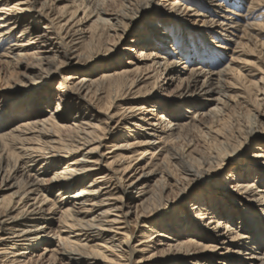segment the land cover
Instances as JSON below:
<instances>
[{"label":"rangeland","instance_id":"rangeland-1","mask_svg":"<svg viewBox=\"0 0 264 264\" xmlns=\"http://www.w3.org/2000/svg\"><path fill=\"white\" fill-rule=\"evenodd\" d=\"M94 1L46 0L45 6L50 8V18L48 16L39 18L38 16V13L41 12L42 0L41 2L33 1L34 8L30 11L21 13V11L15 10L9 14L12 17H22L20 19L21 26L28 29L22 33L19 30L21 26H18L0 38V149L11 153L16 160L28 161L23 157L21 145L18 144L19 142L16 143L15 131L12 132V130L26 119L25 114L30 112L27 104L35 96V99L39 98V102L32 107L31 111L36 110L37 116L57 117L56 120L60 123L57 129V137L60 138L61 143H70L75 137L76 126L84 124L79 118L80 112L81 114L89 113L92 117H89L88 121L101 128V132H99L103 135L101 153H105V156L101 157L98 169L93 172H104L105 170L107 172L111 167L117 171L115 175L123 177L119 181L117 176H114L110 182L100 183L103 187V194L100 198L104 200V205L91 208L90 214H99L102 209L109 206L112 208L115 205L120 206L122 200L132 203V199H138L139 195L143 194L145 187L149 192L158 189V184L164 180L162 171L166 168L164 163L168 153H161L162 149H157L154 154L156 157L152 159V162L155 163L153 167L151 164H145L150 155L140 156L141 149L147 145L132 143L123 150L110 147L112 143L125 139L134 141L152 137L149 129L132 125L133 122H139V117L142 114L140 110L134 112L137 113V117L132 115L128 119L118 121L119 114H123V109L120 107L131 103H134L131 105L138 106L141 102L139 101L141 96H151L153 100H162L166 103L165 112L169 117L176 112H182L181 115H175V117H179V122H182L183 126L190 127L194 122L196 123V118L199 115H206L220 106L217 95H215V99L209 94L193 92L194 89H190V92L187 91L186 85L192 71L199 68L220 71L221 78H223L221 81L226 85V93H228L226 99L229 103V123H237L235 135L241 139L242 155L223 161L220 168H206V171L213 176L211 181L193 184L182 200L174 198L179 191L177 193L171 192V194L169 191V193L166 192L167 195L169 194V199L156 202L155 198L150 200L146 206L136 207L128 215V230L132 233L131 243L137 244L147 230L144 225L157 222L165 225L160 222L162 221L160 219L161 214H158L159 211L155 209L168 208L169 212L162 215L182 216L187 208V202L193 196L199 192H204L202 190L208 186H212L210 182H216L220 179L227 181L231 186L229 192H225L221 196V199L226 198L227 202L224 201L223 203L221 200V202L214 204V198L211 199L213 195L208 196L205 208L210 209L204 213L205 216L217 215L216 218L212 219L207 216L200 218V211L193 208L195 212L193 215H197L193 217H195L196 222L200 223L201 233L206 235L204 239L195 234L193 237L204 243H219L223 252L228 253L227 256L231 258L226 264H234L235 262L238 264H261V261L258 262V258L264 257V213L260 207L262 203L258 200H252V195H247L248 193L243 190H238V187L235 186L237 179L232 173L238 162L245 163L247 159L254 158L261 161L263 158L254 156V154L257 155L262 151L258 145H264V0H180L181 2L177 3L176 6L182 5L181 10L178 7L174 8L172 4L174 0H148L147 2L146 0H104L103 8L111 17H119L123 13L127 14L114 30L107 29L105 25L99 22V19L93 20L92 11L88 10L86 4L91 5ZM11 2L16 3L18 0L4 1L7 4ZM4 3L0 1V6ZM189 5L198 9L200 13L198 14L193 9H187ZM88 11L90 15L86 14ZM222 20L233 27L222 25ZM47 22H51L49 24H53L52 27L47 26ZM63 26L70 27L69 30L73 32L71 37H66L67 28L64 29ZM32 34H35L36 40L29 42L28 40L33 37ZM146 38L147 41H145ZM19 41L26 42L18 47ZM40 44L47 45L44 50L40 51L43 58L53 60L55 65L51 73L46 74L45 77L35 75L33 79H26L19 67V60L14 58L19 54L17 51H32L37 49ZM131 47H134V50ZM140 47L153 51L152 56L156 59L161 60L165 56V61L170 60L169 64L171 65L164 67L163 59L162 64L153 63L150 68L142 64L144 70L141 74H138L135 69L127 70L130 72L126 77L134 80L132 92H128L127 96L122 92L118 98L114 97L112 103L109 102V95L112 91L110 88L111 81L123 79L121 75L105 80L103 84L99 85L100 88L95 87L98 84H93L94 87L92 86L87 95H83V99H76L72 95L78 86L76 75L94 78L102 77L105 73L116 74V72H123L128 68H135V63L132 61L137 62ZM143 57L141 56V58ZM32 63L37 68V61ZM135 90L140 91L134 94ZM133 97L135 99H132ZM59 106H61L60 109H58ZM251 112L259 117L260 124L256 127V132L253 135L245 136L244 131L247 124L245 115ZM113 115H115L114 119L108 118ZM108 122L111 125L117 124V126L109 127ZM127 125L133 130L127 128ZM31 131L34 130H27L30 132L27 135L34 138L36 134L31 135ZM195 131L194 128H189L185 135L192 137V139H197V137L202 139L204 134L198 135ZM236 137L234 136V138ZM159 144L161 145V143H157V145ZM0 152L3 153L2 150ZM68 153L64 149L59 151L57 156L60 162L55 169L51 167L47 170L41 168L43 157L29 167L31 171L47 179L54 170L61 171L64 169L63 166L68 159H75L80 154L79 151ZM192 154L194 153L192 152ZM142 163L153 171L147 178V186L138 189L134 186L126 188L127 183L136 174L135 169L141 167ZM251 166H254V169L261 173L258 176H252L248 181L253 183L254 188L264 189V166L255 162L251 163ZM177 167L179 166L177 165ZM179 170L180 167L176 169L175 166L174 172L176 174ZM236 170L238 171L239 168ZM92 179L93 177L89 180L92 181ZM107 188L111 190L109 194L105 193ZM11 190L0 184V201L3 197H9ZM259 192L261 191L259 190ZM44 195L48 198L44 203L45 206L48 207L53 204L55 211L60 210L62 203L66 200L61 198L57 188L45 190ZM206 195H209L208 191ZM233 197H236L237 200ZM168 200L174 201V203L169 204ZM215 206H217L216 213H211ZM189 210L193 212L191 205ZM55 211L50 213L53 217L52 226L54 229L60 227L63 236L68 237L73 242H77L76 239L80 237L82 241L89 244L91 250L99 251L101 261L114 264L112 262L119 259L108 246L110 243L116 242L117 239L113 241L101 239L95 235L96 232L91 233L90 236L83 232L78 235L77 231L79 230L77 228L62 226L58 212ZM117 212L118 209H113L112 214ZM229 212L232 213L231 216H228ZM138 213H141L140 217H138ZM248 214L253 221L249 220ZM217 218L223 221L227 220V222L231 221L232 228L218 226ZM234 231L240 233L241 236L231 237V232ZM107 233L112 236L115 231H107ZM114 235L122 238V234L116 233ZM153 236L151 249L156 248V250L161 251L159 260L154 261L155 264H193L195 262L196 264H203L208 262L204 258L206 254H214L212 251H203L198 246H191L189 250L192 252L186 251L171 245L172 240L164 237L165 235L155 236L154 234ZM175 236L180 238L184 234ZM48 244L46 243L45 246ZM41 245L35 247V251L43 250L40 248ZM124 245L126 246L127 242ZM53 246L55 254L60 255L59 246ZM226 246L229 249H226ZM185 251L188 254L174 258L175 253ZM253 251H257L258 255L249 254ZM189 253L193 255H189ZM142 255V252L136 251L132 258L133 264H148V261L140 262ZM122 262L125 263L126 261L122 260ZM218 262H208L207 264H219ZM47 264L57 263L48 261ZM63 264L70 263L63 261Z\"/></svg>","mask_w":264,"mask_h":264},{"label":"bare ground","instance_id":"bare-ground-1","mask_svg":"<svg viewBox=\"0 0 264 264\" xmlns=\"http://www.w3.org/2000/svg\"><path fill=\"white\" fill-rule=\"evenodd\" d=\"M0 1H2V3H4V1L9 2V0ZM33 1L41 2V0ZM33 1L18 0L16 3H4L0 6V38L2 35H6L13 29L21 26L20 19L22 17H12L9 16V14L15 12V10L21 11V13L27 12V10H32L34 8ZM147 1L148 0H146V2ZM103 2L104 0H95L91 5H89V3L86 5L88 6V10L92 11L91 16L93 17V20L99 19V22L102 25H105L107 29L114 30L116 26L120 25L119 23L122 21V18L126 17L127 14L123 13L119 17L117 15V17H111V15L104 10ZM180 2V0H174L172 3L174 8L178 7L181 10V8H183L182 5L176 6V4ZM45 5L46 0H42L41 12L39 11L40 13H38L39 18H42V16H48V18L51 17L50 8ZM187 9H193L198 14L200 13L198 12V9L195 7L193 8V6L190 5L187 6ZM89 11L86 14H89ZM221 22L224 26L228 25L230 28L233 27L224 20ZM49 23L51 22L46 23L47 26L52 27L53 24ZM24 28L25 27L21 26L19 29L20 32H26L28 28ZM65 28H67L66 37H71L73 32L69 30L70 27H64V29ZM32 35L33 37L28 40L29 42L36 40L35 34ZM147 38L145 41H147ZM25 42L19 41L17 44L18 47L22 46ZM38 46L37 49L32 51H17L19 54L14 58L19 60V67L22 69L26 79H33L35 75L45 77L46 74L51 73L52 68L55 65L53 60H45L43 54H41L42 52L40 53V51L44 50L47 45L40 44ZM131 49L134 50V47H131ZM138 51L137 55H139V58L138 60L136 59L137 62L132 61V63H135V68H128L123 72H116V74L105 73L102 77L94 78L80 74L76 75L78 86L73 91L72 95H74L76 99H83V95L88 94L87 92L91 90L93 84H98L95 85V87L100 88L99 85L103 84L105 80H110L116 75H121L123 79L120 78V80L111 81L110 88L112 91L109 95V102L112 103L114 97L118 98V96L122 95V92H124L126 96L128 92H132V84L134 83V80H130L126 77L130 72L127 70L135 69L138 74H141L144 70L141 66L142 64H145L148 68H150L153 63L162 64L164 62V67L171 65L169 64L170 60L165 61V56H161L164 61L163 59H156V57L152 56L154 53L151 50L149 51L140 47ZM141 56L144 57L141 58ZM33 61H37V68L32 63ZM220 74V71L206 70L204 68L192 71L191 77L186 85L187 91L190 92V89H194L193 92L209 94L215 99V95H217L220 106L206 115H199L196 118V123L194 122L190 127L186 125L183 126V123L179 122V117H175V115H181L182 112H176L169 117L165 112L166 103L162 100H153L151 96H141V99H139L141 102L138 106L131 105L134 104L131 103L120 107L123 109V114H119L120 118L118 121H120V119H128L132 115L137 117V113L134 112L135 110H140V113L142 114L139 117V122H141H133L132 125L138 126V128L140 126L143 129H149V133L152 137L146 140L136 139L134 141L125 139L124 141L112 143L110 147L123 150L127 149L132 143L147 145L141 149L140 156L144 157L145 155H150L145 164H151L153 167L155 166V163L152 162V159L156 157L154 154L157 152V149H162L161 153H168V157L164 163L166 168L162 171L164 180L158 184V189H153L149 192L145 186H147L148 176L153 171L142 163L141 167L135 169L136 174L130 182L127 183L128 185L126 188L132 186L136 189L145 187L146 189L144 188L143 194L139 195L138 199H132V203L129 201L124 202L122 200L120 206L115 205L114 208L110 206L104 209L101 208L102 211L99 214H90V212H92L91 208L104 205V200L100 198L103 194L101 182L108 183L114 176H117V180L119 181L123 178L122 176L119 177L118 175H115L117 174V171L113 170L111 167H109L107 172L106 170L104 172H93L95 169H98L101 157L105 156V153H101L103 143V135L99 133L101 132V128L95 123L88 121V118L92 117V115L89 113L81 114L80 112L79 118L84 124L76 126L75 137L70 143H61L60 138L57 137V129L60 126V123L56 120L57 117L48 115L37 116L36 110L31 111V109L34 105L38 104L39 98L35 99L36 96L31 98L27 104L30 112L25 114L26 119L12 130V132L15 131L14 134L17 138L16 143L19 142L18 144L21 145L23 157L28 161L21 162L20 159L16 160L11 153L9 154V152L2 148L0 149L3 151V153L0 152V184L1 186H6L7 188L12 189L9 197H3L2 201H0V264H47L48 261L51 263L56 262L57 264H63V261L70 264H111L110 262L101 261L99 259V251L91 250L89 244L82 241L80 237L76 239L77 242H73L70 241L68 237L61 234L60 227L54 229L51 222L53 217L50 215L51 211H55L53 210L54 206L52 204L46 207L44 204L48 200L44 195V191L53 188L58 189V193L62 196L61 198L63 200L66 199L62 203L61 209L55 211L58 212V217H60L59 220L62 221L63 224L62 226H68L72 229L77 228V230H79L77 231L78 235L83 232L85 235L90 236L91 233L96 232L95 235L101 239H110L111 241L117 239L116 242H112L108 245L110 246V249L114 251V255L119 257L115 262H112L114 264H133L132 258L136 251L142 252L143 254L140 262L148 261V264H155L154 261L159 260V253L161 251L158 249L156 250V248L151 249L153 246L152 239L154 234L155 236L165 235L164 237L172 240L171 245H174L176 248H183V250L186 251L192 252L189 250L191 246H198L203 251H212L214 254H206L204 257L208 262L215 263L219 261V264H226L231 258L227 256L228 253L223 252L219 243H204L203 241L194 239V234L203 239L206 235L201 233V225L199 222H196L195 217H193L197 216L196 214L193 215V213H195L193 208L200 211V218L206 216L211 219L214 217L216 218L217 215L215 216L212 214V216H205L207 209H210L205 208L207 203L206 200H208V196L213 195L211 196V199L214 198V204L221 202V200H223V203L224 201L227 202L226 198L221 199V196L225 194V192H229V188H231L227 181L225 182L219 179V181L210 182V185L212 186H208V188H205L206 190H202L204 192L197 193L187 202V208L182 216L162 215L163 213L169 212L168 208H162L160 210H158L159 208L155 209L156 211H159L158 214H161L160 219L162 221L160 222L165 225H161L159 222L144 225V227H147V230L144 232L143 238L140 242L135 245L131 243L132 233L128 230V215L132 213L136 207L146 206L150 200L155 198L156 202H162L167 198L169 199L168 195L174 191L175 193L179 191L174 198L182 200L188 194L193 184L202 181H211L213 176L206 171V168H220L223 161L234 159L237 156L242 155L243 145H241V139L235 135L237 123H229V103H227L226 99L228 93H226V85L221 81L223 78H221ZM218 75L220 76L218 77ZM219 81L220 83H217ZM139 91L140 90H135L134 94ZM213 93L215 94L213 95ZM134 97L132 99H135ZM31 100L33 101L32 103ZM60 108L61 106L58 107V109ZM245 117L247 124L245 126L244 134L245 136L253 135L256 132V127L260 124L259 117L253 112L247 113ZM108 118L114 119L115 115ZM113 124H109V127L117 126V124ZM127 128L130 127L127 125ZM189 128H194L198 135L203 133L204 135L202 139H198V137L197 139H192V137L190 138L189 136H186V130ZM27 130H34L31 131V135L35 133L36 136L34 138L33 136L29 137L27 134L30 132H27ZM130 130L133 129L130 128ZM234 136L236 138H234ZM157 143H161V145H157ZM258 147H261L262 151L257 153V155L254 154V156L264 158V145H258ZM62 149L65 151L67 150L69 153L79 151L80 154L75 158L76 154L74 156L75 159H68L63 166L64 169L61 171L54 170L53 174L47 179L40 174L31 171L29 166L35 164L41 157H43V166H41V168H46L47 170L51 167L55 169L60 162L57 155ZM192 152L194 154H192ZM263 158L261 161H259L260 159L258 160L254 158L251 160L247 159L245 163L238 162L233 169L232 175L237 179V184L235 186L238 187V190H243L248 193L247 195H252V200L260 201L262 203L260 206L261 211L264 213V189H259L257 187H255V189L253 183L248 181L252 176H258V174L261 173L257 169H254V166L252 167L251 163L255 162L256 164L264 166ZM177 165L180 167V170L176 174L174 168L176 166V169H179ZM238 168L239 170L237 171L236 169ZM91 177H93L92 181L89 180ZM219 190L220 193H218ZM259 190L261 192H259ZM109 191L111 190L107 188L105 193L109 194ZM207 191L209 195H206ZM166 192L169 194L167 195ZM149 196H151L150 199H148ZM205 196L207 197L205 198ZM233 198L237 200L236 197ZM170 203L173 204L174 201H169V204ZM65 204L66 206H64ZM190 205L192 206L193 212L189 210ZM216 208L217 206L214 207L211 213H216ZM113 209H118V212L112 214ZM140 214L141 213H138V217H140ZM228 214V216L232 215L231 212ZM250 217V214H248L249 220L253 221ZM217 221L218 226H227L228 229L232 228L231 221H223L220 218H217ZM107 231H115L114 234H122V238L117 237L118 235L115 236L114 234L112 236L108 235ZM181 233L184 234L183 237L178 238L175 236L179 234L181 235ZM231 233V237L241 236V234L236 231ZM243 236L247 237L246 235ZM51 237L53 240H51ZM125 242H127L126 246L124 245ZM46 243H49L48 246H45ZM40 244H42L40 248H43V250L35 251V247ZM53 245L59 246L61 252L60 255L57 256V254H55L53 251ZM226 249H229V247L226 246ZM186 251L175 253L174 258H179L180 256L188 254ZM249 254L258 255L257 251L250 252ZM189 255L193 254L189 253ZM258 259V262L261 261V264H264V257ZM61 260L63 261L60 262ZM122 260H125L126 262L124 263ZM207 263L204 262L203 264ZM193 264H196V262ZM234 264L238 263L235 262Z\"/></svg>","mask_w":264,"mask_h":264}]
</instances>
